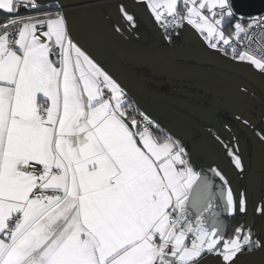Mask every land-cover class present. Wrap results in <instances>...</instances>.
<instances>
[{"label":"snow or ice","instance_id":"snow-or-ice-1","mask_svg":"<svg viewBox=\"0 0 264 264\" xmlns=\"http://www.w3.org/2000/svg\"><path fill=\"white\" fill-rule=\"evenodd\" d=\"M264 2V0H262ZM243 0H133L156 40L187 36L226 70L264 82V8ZM67 0H0V264H244L264 254V194L234 192L199 145L138 107L70 26ZM112 35L137 36L118 8ZM239 101L255 97L237 83ZM264 148V96L230 117ZM202 133L232 175H249L231 126ZM210 173L211 175H209ZM215 178V179H214ZM223 215L232 222L226 234Z\"/></svg>","mask_w":264,"mask_h":264},{"label":"crops","instance_id":"crops-1","mask_svg":"<svg viewBox=\"0 0 264 264\" xmlns=\"http://www.w3.org/2000/svg\"><path fill=\"white\" fill-rule=\"evenodd\" d=\"M70 4L74 5V7L71 9V11L73 10L74 17L70 18V26L74 30V27H73L74 25H72L73 21H78L79 18H82V15L80 13V10L75 8L76 0H73ZM94 8H97V7H94ZM143 13L149 20H151L150 16L146 12L143 11ZM97 17L100 18V16H97ZM138 30H141V28L139 27ZM145 34H147L148 38L150 39L152 35L151 28L145 31ZM150 41L152 40L150 39ZM182 41H184L185 46L190 45V42H186V40L183 37H182ZM84 43L95 54V56L101 62H103V64L106 65V63L108 62L109 63L114 62V64H116L117 59L115 58V56L109 53L108 50L104 49L94 39H88L85 37ZM134 43L141 44L142 41L137 39L136 41H134ZM151 43H157V41L154 42L153 40ZM117 62L119 63L118 60ZM171 64L184 68V69L198 71L204 74L220 75V73L218 72L210 73V71H208L214 68L206 67L198 63L180 61V62H171ZM165 69L167 70L168 74L171 75L169 76V78L165 77L169 83H173V84L178 83L179 85H181L179 80L181 81L184 79L187 81H193L189 85L188 91L179 90V89H171L166 86L165 88H163L164 87L163 85L161 86L162 89L159 92L158 98H160L163 103H166V102L171 103L173 105V108L177 111L178 117L176 118V120L182 121L181 123L177 124V128H181L180 126L182 124H187L186 131L182 132V130L179 129V132H182V133L178 136L182 137L183 139L187 140L190 143L199 145L200 154L197 160V165L195 166V170L207 173L209 167L219 166L225 170V174L230 180V183L235 193L238 194L239 192L247 190L250 194H255L256 196H260L264 194V148H261L260 145L255 142V140L254 141L249 140L246 137V135H244V133L246 132L243 129H241L236 123H232V121L228 120L226 117H225V120L219 121L220 122V126H219L220 133L219 134H221L220 136L222 138H224L227 141L228 137L232 135L231 132H227V130L224 128L225 124H229L231 126L232 132H234L236 137H238L239 139V151L243 157L245 167L247 168L248 173H249V175L245 177L244 179H240L232 175L231 171L228 168L227 161L223 157H220L218 155V153L222 151L223 149H218L216 151L218 153L212 152V150H209L207 142L204 141L202 138V133L204 132L203 131L204 128H201L200 124L207 122V121H204L205 113L206 112L210 113L207 101L212 98L213 94L210 92L209 87L207 86L204 87L200 85L199 80H202L201 78H203L202 81L208 84L210 82H213V80L216 78H213V80H211L212 78H206V77L204 78V77H198V76L196 77L200 79L196 77H191L192 79L184 78L180 76L181 71L170 69V68H165ZM234 86H236L235 83H234ZM146 95L149 98H151L149 94H146ZM181 100L185 101L187 104L186 103L184 104ZM138 107H140V109L143 110V108L141 107V104H139ZM223 114H227V113L224 112ZM198 115L202 117L201 120H200V116H199V119H197ZM195 120L197 121V123L195 122ZM186 122H189V123H186ZM203 125L205 126V124ZM170 129H171V126H170ZM194 130H199L198 135L197 134L194 135L193 133ZM173 133H176V132H173ZM238 133H240L241 137L238 136ZM243 141L245 144H243ZM222 162H224V166H222V164L219 165V163H222ZM208 174L211 175L210 173ZM219 219L221 222H223L226 225L227 219H228L227 217L221 215ZM244 264H264V254L249 255L244 261Z\"/></svg>","mask_w":264,"mask_h":264},{"label":"rangeland","instance_id":"rangeland-1","mask_svg":"<svg viewBox=\"0 0 264 264\" xmlns=\"http://www.w3.org/2000/svg\"><path fill=\"white\" fill-rule=\"evenodd\" d=\"M72 1L73 0H67L68 3H71ZM122 3L125 4L129 9L133 10V0H108L107 1V5L109 6V8L111 10H113L117 15H118L119 5ZM93 10H94L95 14H97V16H100V18L103 17L102 13L99 12L98 9L93 7ZM139 10L143 12L142 9H139ZM71 12H72L71 17H74L73 10ZM150 21L152 22V25H151L152 35H151L150 39L152 41L154 40V42H155V41H157L156 40V34H155V28H154L153 21L152 20H150ZM137 24L139 26L141 25L139 23V21L137 22ZM72 25H74L73 27H74V31H75L76 35L82 40L83 43H84L85 37L88 39H94L91 36L89 30L87 29V27L83 21V18H79L78 21H73ZM183 38L186 40V42H190V45L194 46L192 41L190 40V38H188L187 36H183ZM110 63L109 62L106 63V66L113 73H115L116 76H118L120 78V80L123 81V83H125L128 86V89L130 90L131 94L134 96L136 101H138V106H139V104H141V107L143 108V110L147 109V112L151 113L154 117L158 118V120L161 122V124L166 129H170V126H171V131L176 132L177 135H180L182 132L186 131L187 124H182L180 126L181 128H177V124L181 123L182 121L176 120V118L178 117L177 116L178 113L173 108V105L169 102L163 103L162 100L160 98H158L159 92L148 90L149 88L156 86V85L161 86V82L159 84L158 82L152 81L154 83L149 84L148 82H146L144 80V77L141 75V73H138V71L129 70V68L121 67V65L118 66L117 64H114L113 62L111 64ZM150 70H152V72L156 75H162V76H165L167 78H169V76H171L168 74V72L165 68L162 70H156V69H150ZM208 71H210V73H215V72L220 73L219 76L221 78H218V79L216 78L214 80L211 79V80H213V82H210L208 84L202 81L203 78H201L202 80H199L200 85H202L204 87L205 86L209 87L210 92L213 94L212 98L207 101L210 113L206 112L205 116L203 115L205 117L204 121H207V122L203 123V124H205V126L203 124H200L201 128H204L203 131H206L208 128L211 127V128H214V130L216 132H218V134H219L220 133V128H219L220 122L219 121L225 120V117L231 121L230 117H231L232 112L237 111V110L244 112L245 114L251 116L254 119L255 115L260 110L261 97L264 95H262L261 92L259 90H257L256 88H253V86L251 84H249L244 78H242L238 75H234V74H231V73H228L225 71H221V70H216V69L208 70ZM196 72H198V71H196ZM180 76L184 77V78H190V79H192L191 77H196L193 74L190 75V74L185 73V72H180ZM196 78H198V77H196ZM198 79H200V78H198ZM234 83L235 84H237V83L248 84L249 88L254 90L255 97L254 98L249 97V99L246 101H239L234 95V89H235ZM163 88H165V86ZM171 89H174V88H171ZM146 94H149L152 99L149 98ZM224 112H226L227 114H223ZM199 116L200 115H198L197 119H199ZM201 119H202V117L200 116V120ZM183 120H184V118H183ZM195 122L197 123L196 120H195ZM186 123H189V122H186ZM214 123H216V124H214ZM183 126H185V127H183ZM179 129L182 130V132H179ZM198 131L199 130H194V132H193L194 135H196V134L198 135V133H199ZM219 135H221V134H219ZM244 135H246V137L249 140L254 141V139L252 137L248 136L247 133H244ZM238 136L241 137L240 133H238ZM243 144H245L244 141H243ZM216 151L217 150L212 151V152L218 153ZM220 164H222V166H224V162L219 163V165Z\"/></svg>","mask_w":264,"mask_h":264},{"label":"water","instance_id":"water-1","mask_svg":"<svg viewBox=\"0 0 264 264\" xmlns=\"http://www.w3.org/2000/svg\"><path fill=\"white\" fill-rule=\"evenodd\" d=\"M108 0H76L75 8L80 10L83 21L89 30L91 36L99 43L104 49L108 50L109 53L115 56L116 64L121 67H127L129 70L138 71L144 77V80L149 84L158 82L161 86L164 85L168 88H174L179 90L188 91L189 85L193 81L179 80L180 84L169 83L165 76L156 75L150 69L162 70L164 68L175 69L188 74H193L198 77L206 78H221L219 75L199 73L190 69H184L171 62H191L198 63L200 65L211 67L217 70L225 71L234 75H238L244 78L254 88L259 90L264 95V82L258 79L250 78L245 74L236 73L225 69V66L218 63L217 61L205 57L200 54L196 47L189 45H180L176 43L175 48H164L157 43H139L120 41L113 37L100 23L93 10V6L99 5L113 23L119 19L113 10L107 5ZM242 8L244 11L256 12L260 8H264V2L262 0H243ZM137 13V18L149 26V22L142 11L139 9H133ZM114 63V62H113ZM121 69V68H120ZM141 69V70H140ZM154 81V82H152ZM160 85L153 86L148 90L160 92L162 87ZM182 101V100H181ZM184 104L185 101H182ZM187 104V103H186Z\"/></svg>","mask_w":264,"mask_h":264},{"label":"flooded vegetation","instance_id":"flooded-vegetation-1","mask_svg":"<svg viewBox=\"0 0 264 264\" xmlns=\"http://www.w3.org/2000/svg\"><path fill=\"white\" fill-rule=\"evenodd\" d=\"M94 2H96V0H93ZM93 7H97L96 9L99 10V12H101L103 14V17L98 18V20L100 21V23L102 24V26L110 33L112 34V29L114 27V23L112 21H110L108 19V17L104 14V12L102 11L101 7L99 5H95ZM147 18V17H146ZM102 19V20H101ZM148 22H149V26H147L144 22H142L140 19L137 18V22L139 21V23L141 24L140 26L138 25V29L139 27L141 28V30L137 29V36L138 38H134L132 40H129L127 42H133L136 41L137 39L141 40L142 43H149L150 39L148 38V35L145 34V31L149 30V28H151V21L147 18ZM123 41V40H120ZM152 42V41H151ZM176 43H179L180 45H185L184 41H182V37L177 39ZM211 70V69H210ZM214 70V69H212ZM200 73V72H199Z\"/></svg>","mask_w":264,"mask_h":264},{"label":"trees","instance_id":"trees-1","mask_svg":"<svg viewBox=\"0 0 264 264\" xmlns=\"http://www.w3.org/2000/svg\"><path fill=\"white\" fill-rule=\"evenodd\" d=\"M231 231H232V222L227 219V223H226V233L227 234H230Z\"/></svg>","mask_w":264,"mask_h":264}]
</instances>
